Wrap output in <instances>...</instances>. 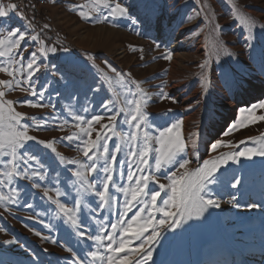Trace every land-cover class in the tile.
Wrapping results in <instances>:
<instances>
[{"label":"rangeland","instance_id":"374dc122","mask_svg":"<svg viewBox=\"0 0 264 264\" xmlns=\"http://www.w3.org/2000/svg\"><path fill=\"white\" fill-rule=\"evenodd\" d=\"M7 1L16 4L15 0ZM37 1L39 12L46 10L47 28L54 32L53 38L66 51L61 49L41 58L40 41L48 47L46 36L35 30L17 8L16 12L23 18L12 14L14 26L27 33L26 41L21 43L22 49L27 48L25 64L30 54L36 52L38 60L48 65L47 71L41 68L34 77L36 91L46 89L43 98L31 95L29 85L23 83L17 100L25 123L30 126L28 134L38 141L53 143L56 152L29 141L31 152L40 157V164L34 163L33 167L44 178L32 177L29 172L30 178L13 176L9 184L8 177L0 175V198L13 197L12 188L17 189L13 199H0V229H3L0 231V262L73 264L75 253L81 264H99L88 253L99 251L104 255L106 249L93 240L80 237L60 211L59 204L75 212L80 230L93 236L105 235L103 229L115 231V247L120 238L118 217L124 211L125 197L115 191L117 201L109 210L107 206L98 208L99 199L94 194L84 193L75 172L83 171L88 181L97 174L82 169L79 164L69 163H89L80 140L63 139L69 135L89 139L80 132V128L88 125L76 121L73 116H82L85 121L102 116L101 121L93 122L95 131L90 138L96 140L97 131L102 136L108 131L112 136L110 151L113 145H121L114 171L117 184L111 185V189L129 186L126 176L121 178L120 174L128 172L130 142L127 133L132 129L124 123L121 114L113 125L115 135L107 129L101 130V125L112 123L108 119L111 113L103 105L107 104L113 111L122 108L127 111V100L135 99L141 89L149 97L144 111L154 125L150 129L153 137L170 123L182 121L178 131L186 149L180 158L191 161L188 171L221 154L245 148L259 151L264 147V120L249 122L248 113H241L240 109H249L264 101V74L257 70L264 59V0H107L110 6L117 2L127 6L132 17L138 20L136 24L128 18L110 16L104 0ZM240 17L252 18L255 28H249ZM33 35L38 37L36 41L31 39ZM249 37L252 49L245 47ZM221 41L239 57L236 67L245 70L230 91L221 79L212 54L213 46ZM156 44L161 47L157 48ZM167 52L172 53L170 60L162 58ZM206 59L211 79L207 92L201 87L198 67ZM26 73L27 70L20 75V81ZM162 84L163 89L158 87ZM25 100L47 106L31 107L24 103ZM255 114L264 115V109H255ZM240 120L247 126L232 129L231 126ZM43 121H47L45 127L35 126ZM171 135L175 136V131ZM217 140L230 146L213 152L210 145ZM150 147H159L154 138ZM172 171H177L175 166L156 173L158 183L168 184L165 175ZM184 171L179 169L177 175ZM218 178L219 182L212 185L211 190L214 197L220 199L221 207L209 209L202 218L190 220L182 228L165 231L152 246V259L140 260V264H264V156L240 157L239 163L230 161L222 166ZM234 180L240 181L236 188L231 187ZM156 186L149 183V187ZM233 196L235 201L228 203ZM77 200L82 205L79 209L75 205ZM136 210L128 212L126 219ZM142 215L147 219L146 213ZM153 215L159 218V213L153 212ZM111 223H117L116 230L110 228ZM7 240L15 243L5 244ZM139 242L133 240L129 247L134 248ZM134 258L139 259L135 253L129 256V259Z\"/></svg>","mask_w":264,"mask_h":264},{"label":"snow or ice","instance_id":"6c2138e0","mask_svg":"<svg viewBox=\"0 0 264 264\" xmlns=\"http://www.w3.org/2000/svg\"><path fill=\"white\" fill-rule=\"evenodd\" d=\"M104 7L109 8L108 14L110 16L124 17L131 20L133 24L138 23V20L130 14L129 8L119 2L115 3L114 6H110L107 0H104ZM16 9L17 5L14 3L5 5L0 2V25L5 24L11 14L20 15L23 18V15L16 12ZM80 15L85 17L83 12ZM240 19L249 28H255L256 24L252 18L240 17ZM45 27L48 26L45 25ZM216 28L219 29L220 25L217 24ZM26 35L27 33L20 28L9 26L6 29V35L0 38V49H5L0 50V57L8 56V64L6 66L3 61H0V72H7L9 76L15 77L16 72H21L22 69L26 68L27 73L24 79L22 81L16 80L15 84L19 86L26 83L29 85L31 95H39L43 98L46 89L38 93L35 89L34 77L36 73L41 71V68L47 71L48 65L38 60L36 52H32L27 63H24V52L27 51V48L21 49V43L26 41ZM31 39L36 41L38 37L33 35ZM40 43L42 45L39 49L41 58H47L49 54H55L58 51L55 46L45 47L43 46V41H40ZM156 47L159 48L161 45L156 44ZM245 47L249 49L253 48L251 37H249ZM13 49H20L18 53L19 60L11 55ZM62 50L66 51V49ZM212 54L215 57L214 62L220 70L221 79L225 87L230 91L238 84L237 77L245 74V70L236 67L240 63L239 57L222 41L213 46ZM171 56L172 53L167 52L162 58L170 60ZM252 60L255 63L254 56ZM13 63L18 65L14 71L10 70ZM198 67L201 70V87L207 92L211 88V79L208 75L209 60L206 59ZM257 70L261 74H264V59H261L259 62ZM112 71L115 72L116 70L112 69ZM0 85L12 89L13 81L0 80ZM139 87L140 85L137 84V88ZM158 87L163 89L164 85L162 84ZM4 96L5 92L0 91V98ZM161 96L162 98L164 97L163 92H161ZM167 98L171 99V97ZM148 99V94L141 89L135 99L127 100V111L123 108L113 111L108 109L107 104L103 105L111 113L108 119L112 123L109 125H101V130L107 129L115 135L113 125L117 122V118L121 114H123L124 123L132 129L131 132L127 133V139L130 142V150L127 153L129 157L128 172L126 174L121 172L120 174L121 178L126 176L128 187L119 186L115 189L110 188L111 185L117 184L114 178V171L115 165L118 163V153L122 151L121 145H113L110 151L109 141L112 139V136L108 134V131H104L103 136L100 131H97L96 140L90 138L92 131H95L92 128L93 122L98 123L103 119L102 116L96 115L90 120L85 121L84 117L74 115L73 118L76 121H82L88 125L87 128H80V132L85 133L89 139L83 140L82 137L75 135H69L63 138L68 141H72L73 139L81 141L83 155L89 163H82L80 161H69V163L79 164L82 169H87L88 172L97 174L92 181H88L83 171L78 170L75 172V176L79 178L84 193L88 195L94 194L99 199L98 208L104 209L107 206L111 210L113 202L117 201V197L113 194L115 191H118L125 197L123 205L124 211L118 217V223L121 225L119 231L120 238L116 242L115 247L113 246L114 236L116 235L115 231L109 232L107 229H103L106 233L105 235L93 236L90 233L80 230V222L76 218L75 212L72 209L66 208L64 204H59L60 211L67 216L71 224L77 229V234L80 237L93 240L106 249L104 255H101L99 251H90L88 253V256L92 257L94 261H99V264H105V262L106 264H140V260H144L145 262L151 260L152 246L162 237L165 231L182 228L188 221L202 218L209 209H218L221 207V201L219 198L214 197L211 186L219 182L218 173L222 166L228 165L230 161L239 163L240 157L251 158L256 155L264 156V147L259 151L253 148H245L243 151L221 154L219 157L204 160L195 170L188 171L187 165L191 161L180 158L186 149V145L178 131L182 121L176 120L170 123L159 131L158 136L153 137L150 129L154 125L149 120L148 114L144 111V106L147 104ZM24 103L31 107L47 106L35 104L27 100ZM12 104V101L0 102V169H2L0 175L7 176L9 184H11L13 176L22 179L30 178L29 172H31L32 177L39 176L43 179L44 177L40 171L33 167L34 163L37 165L40 164V157L31 152L28 147V142L35 141L53 153L56 152V149L53 147V143L38 141L36 137L28 134V128L30 126L22 122L24 120V114L15 112ZM5 107H7V115H5ZM257 108L264 109V101L258 105H252L249 109L242 108L240 112L248 113L247 120L249 122L262 121L264 120V115L257 116L255 114V109ZM46 125L47 121H43L38 122L35 126L42 128ZM241 126H247L244 120H240L239 123H234L231 127L232 129H238ZM77 127H80V125L77 124ZM174 131L175 136L171 135ZM225 134L227 135L228 133ZM153 138L159 147H150V142ZM100 141H103V143H100ZM195 144L196 140L194 139L193 145ZM140 145H143V147ZM229 146L225 142L217 140L210 145V149L215 152L220 147ZM94 149L95 151H93ZM90 152L92 155H89ZM101 160L103 161L102 164L100 163ZM172 166H175L177 171L179 169H185V171L179 176L177 175V171H172L170 175H165V179L169 181L168 184L158 183L156 173ZM150 182L157 186L155 188L149 187ZM239 183V180H234L231 183V187L236 188ZM33 186L36 187L38 185L34 184ZM12 192L13 197H3L0 199H13L17 194V189L13 187ZM129 194L130 198H128ZM45 195H47V192H45ZM235 199L233 196L228 203H233ZM75 205L78 209L82 207L79 200L75 202ZM28 206L31 207V205ZM249 207H257V205H249ZM133 208H137V210L130 218L126 219V214L132 212ZM153 212L159 213V218H155ZM145 213L147 214V219L143 218L142 214ZM110 228L116 230L117 223H111ZM2 230L0 229V231ZM133 240L140 241L134 248L129 247V244ZM104 241H108V243L104 244ZM4 243L13 244L15 241L7 240ZM68 250L71 251V249ZM108 253H113L114 255H108ZM120 253H124V255L120 256ZM133 253H135L136 257H139L138 260L135 258L129 259V256ZM73 256V264H81V261L76 257L75 253H73Z\"/></svg>","mask_w":264,"mask_h":264},{"label":"crops","instance_id":"0c3cea01","mask_svg":"<svg viewBox=\"0 0 264 264\" xmlns=\"http://www.w3.org/2000/svg\"><path fill=\"white\" fill-rule=\"evenodd\" d=\"M0 2L4 3L5 5L9 4V3H7L8 2L7 0H0ZM14 21H15V19L13 18V15L11 14L10 17L7 18V22L5 24H3V25H0V38H3V36L6 35V29L9 26L15 28ZM21 49H22V47H21ZM0 50H5V49H0ZM19 51H20V49H13V52L11 53V55L13 57H15V59H17V60L20 59V57L18 55ZM0 61H3L4 64L7 66V64H8V56L0 57ZM17 67H18V65L13 63L11 65L10 70L14 71ZM25 70H27V69L25 68V69H22L21 72H16L15 77L9 76L7 74V72H0V80L13 81V88L12 89H8L4 85H0V91H4L5 92V96L0 98V102L12 101L13 102L12 107L14 108L15 112H19L21 114H22V110L19 107V103H18L17 98L22 93L21 90H22V86L23 85L21 84V85L17 86L15 84V81L20 79V75H22ZM4 111H5V115H7V107H5ZM22 122L25 123V118H24V120Z\"/></svg>","mask_w":264,"mask_h":264},{"label":"built area","instance_id":"2783aa9c","mask_svg":"<svg viewBox=\"0 0 264 264\" xmlns=\"http://www.w3.org/2000/svg\"><path fill=\"white\" fill-rule=\"evenodd\" d=\"M30 2H34V0H16V5L24 16H28V21L35 27V30L45 34L46 45L48 47L55 46L58 50H61L63 48L62 45L53 38L55 35L54 32L45 27L46 23L44 18L47 17L46 10L44 12H36L35 9H30Z\"/></svg>","mask_w":264,"mask_h":264},{"label":"bare ground","instance_id":"6f19581e","mask_svg":"<svg viewBox=\"0 0 264 264\" xmlns=\"http://www.w3.org/2000/svg\"><path fill=\"white\" fill-rule=\"evenodd\" d=\"M15 2H16V0H15ZM30 9H35L36 12H39V5H38V1L37 0H34V2H30ZM24 17H25V20L28 21V16H24Z\"/></svg>","mask_w":264,"mask_h":264}]
</instances>
